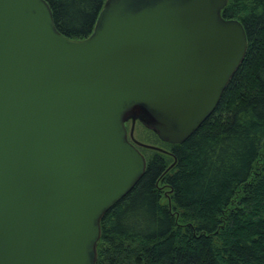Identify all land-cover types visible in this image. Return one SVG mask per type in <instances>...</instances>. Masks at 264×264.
Listing matches in <instances>:
<instances>
[{
	"label": "water",
	"instance_id": "1",
	"mask_svg": "<svg viewBox=\"0 0 264 264\" xmlns=\"http://www.w3.org/2000/svg\"><path fill=\"white\" fill-rule=\"evenodd\" d=\"M227 4L107 0L74 41L45 0H0V264H96L104 214L146 171L139 147L160 150L135 125L182 144L243 63Z\"/></svg>",
	"mask_w": 264,
	"mask_h": 264
},
{
	"label": "trees",
	"instance_id": "2",
	"mask_svg": "<svg viewBox=\"0 0 264 264\" xmlns=\"http://www.w3.org/2000/svg\"><path fill=\"white\" fill-rule=\"evenodd\" d=\"M45 1L57 30L81 41L107 0ZM223 17L245 29L243 63L185 142L151 130L169 150L150 149L143 176L104 214L96 264H264V0H228Z\"/></svg>",
	"mask_w": 264,
	"mask_h": 264
},
{
	"label": "rangeland",
	"instance_id": "3",
	"mask_svg": "<svg viewBox=\"0 0 264 264\" xmlns=\"http://www.w3.org/2000/svg\"><path fill=\"white\" fill-rule=\"evenodd\" d=\"M126 128H127L128 137H129L130 131L132 128V123L128 122L126 124ZM134 138H135V140H137L138 142H140L142 144L157 147L163 151L169 150L168 146L164 145L161 141H159L157 136H155V134L150 129L144 127L143 125H141L139 123H137L135 125ZM129 139H130V137H129ZM139 150L146 157L147 160L149 159V157L152 154V151L150 149L146 150V148L139 147Z\"/></svg>",
	"mask_w": 264,
	"mask_h": 264
}]
</instances>
